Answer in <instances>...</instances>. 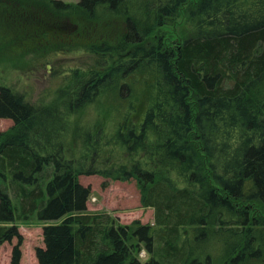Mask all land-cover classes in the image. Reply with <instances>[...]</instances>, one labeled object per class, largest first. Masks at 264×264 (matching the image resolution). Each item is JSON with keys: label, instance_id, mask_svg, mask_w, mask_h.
Returning <instances> with one entry per match:
<instances>
[{"label": "trees", "instance_id": "obj_1", "mask_svg": "<svg viewBox=\"0 0 264 264\" xmlns=\"http://www.w3.org/2000/svg\"><path fill=\"white\" fill-rule=\"evenodd\" d=\"M26 20L86 45L93 62L48 102L0 81V119L13 121L0 131L10 264L18 222L34 219L45 223L39 264H214L215 243L223 264L264 254V0H0L2 33L25 44ZM92 105L94 125L73 119ZM83 175L135 179L153 223L89 210Z\"/></svg>", "mask_w": 264, "mask_h": 264}, {"label": "rangeland", "instance_id": "obj_2", "mask_svg": "<svg viewBox=\"0 0 264 264\" xmlns=\"http://www.w3.org/2000/svg\"><path fill=\"white\" fill-rule=\"evenodd\" d=\"M62 1L78 2V0ZM51 18L59 22V15L51 14ZM184 21L185 15L182 14L179 23H177V30L183 26ZM18 25L25 31L23 37L29 38L24 40L28 41L25 44L22 43L21 38L14 39L13 34L2 33L0 28V81L13 86L17 91L26 93L34 102L52 100L56 90L64 85L65 80H70L71 69H84L89 62H93V57L84 44L70 43L72 40L60 43L56 39L49 38L50 34L46 32L47 30L33 27L28 20L21 21ZM31 39L37 42L38 46L34 47L35 43ZM46 40H51V42H46ZM79 40L77 39V41ZM41 42L46 43L40 45ZM61 46L72 47L70 49L72 51L57 52L55 49L62 48ZM24 47L28 48L23 49ZM49 54L54 56L50 60V57L46 59ZM126 79L119 82L121 87L125 86L122 91L124 96L128 91L124 84ZM114 95L116 94L114 93ZM143 95H145V84L140 82L135 87L134 96L143 98ZM109 98L112 103H115L112 95H109ZM107 102H109L108 99ZM100 113L95 109V105H92L82 118L74 115L73 119L79 121L81 119L84 123L94 125ZM12 123V119L1 118L0 131L7 129ZM103 129H106L108 133L114 132L116 130L114 120L106 121V126ZM80 181L84 186L91 188L88 200L89 210H109L119 218L121 224H130L134 220H140L144 224L153 223L154 208L142 206L140 190L135 179L120 181L104 178L101 175H83L80 177ZM7 187L9 191L13 189L11 179H9ZM10 194H13L12 191ZM14 202H17L15 197ZM44 224L38 219L18 222V229L23 237L20 246L22 253L20 264H39L36 249L45 247ZM16 242L17 240L14 239L10 245L6 242L0 244V264H10L12 247ZM211 253L214 264H223V250L217 243L211 247ZM141 255L144 257L145 251H142ZM245 264H264V254L256 259H249Z\"/></svg>", "mask_w": 264, "mask_h": 264}, {"label": "crops", "instance_id": "obj_3", "mask_svg": "<svg viewBox=\"0 0 264 264\" xmlns=\"http://www.w3.org/2000/svg\"><path fill=\"white\" fill-rule=\"evenodd\" d=\"M10 245V244H9Z\"/></svg>", "mask_w": 264, "mask_h": 264}]
</instances>
